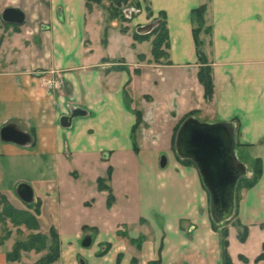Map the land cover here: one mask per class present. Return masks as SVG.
Here are the masks:
<instances>
[{
  "label": "crops",
  "instance_id": "0c3cea01",
  "mask_svg": "<svg viewBox=\"0 0 264 264\" xmlns=\"http://www.w3.org/2000/svg\"><path fill=\"white\" fill-rule=\"evenodd\" d=\"M148 2L153 22L165 12L170 40L167 59L152 64L149 42L106 29L86 0H0L1 16L10 6L26 14L18 31L0 24V130L16 125L31 137L26 145L0 137V194L28 210L17 186H31L32 205L40 207L37 233L54 228L60 236L54 264H221L211 196L195 163L186 164L175 147L187 117L231 124L240 162L247 168L261 161L259 181L241 192L235 212L250 234L264 224V0ZM204 4L210 33L199 35L198 51L191 13ZM200 51L212 71L211 98L199 81ZM56 76L61 89L47 83ZM63 115L75 116L70 127H62ZM161 139L170 148L165 168ZM174 160L179 167L169 170ZM143 162L149 178L137 198L130 171ZM101 179L115 198L111 207ZM140 205L150 214L132 230L135 219L125 215ZM232 232V264H264L255 262L264 241L252 259L233 252L239 234ZM6 247L0 245V264H8Z\"/></svg>",
  "mask_w": 264,
  "mask_h": 264
},
{
  "label": "water",
  "instance_id": "95a60500",
  "mask_svg": "<svg viewBox=\"0 0 264 264\" xmlns=\"http://www.w3.org/2000/svg\"><path fill=\"white\" fill-rule=\"evenodd\" d=\"M4 23L21 26L25 23L26 14L18 7L10 6L2 13ZM159 25L154 20L137 28V33L150 34ZM75 116L63 115L62 127H70ZM175 147L181 159H190L200 171L202 182L210 194V214L219 225L232 218L236 208V189L239 180L247 174L245 164L235 156L236 139L231 124L203 123L195 117L182 122L177 132ZM1 140L26 145L31 140L28 133L19 130L16 125H7L0 130ZM168 160L165 155L160 157V166L165 168ZM17 194L26 204H33L34 190L30 185L21 183L17 186ZM91 238L83 241L85 247L90 246Z\"/></svg>",
  "mask_w": 264,
  "mask_h": 264
},
{
  "label": "rangeland",
  "instance_id": "374dc122",
  "mask_svg": "<svg viewBox=\"0 0 264 264\" xmlns=\"http://www.w3.org/2000/svg\"><path fill=\"white\" fill-rule=\"evenodd\" d=\"M92 7H93V9L91 11L86 7L88 13H93L94 10H97L98 14L100 16H102V18L104 19V22L107 24L106 29H108V30L114 27L123 33L132 32V34L134 36V34L137 33V30H138L137 28L142 27V25H146V24L153 22V19H152L153 15H152V11H151V6L149 5L148 0H102L100 3H93ZM157 20L159 21V25H160V23L163 22L162 17H158ZM0 24L4 25V27H6L7 29H10L11 27H13V29L15 31L19 30L18 25H16L18 27H16V26L7 27L6 26V23H4L1 19V11H0ZM203 27L205 28V29L203 28V32L208 35L210 33V29H208V27L205 25ZM157 35H159V36L163 35L162 26H161V32L160 33L151 35V36H149V38L147 40L143 41V42H149L151 44V46H152L151 53H152V49H153V45H154V40H155ZM139 43H141V42H139ZM162 50L163 51L166 50L165 44L162 46ZM152 56H153V58H151V60L153 59L154 62H158L155 60L153 53H152ZM140 59L144 61L146 59L145 55H143ZM153 60L150 62V64H152ZM161 60H164V59H161ZM198 120L201 122H204L203 121L204 119H202L200 117H198ZM151 148H154V147H151ZM158 148L163 149L164 153L162 155H165L166 153H168L167 151H170L169 150L170 148L168 147V142L165 141V139L160 140ZM175 153H176V151H175ZM235 156L238 158L239 161H241V162L243 161L244 157L242 156V152L240 154V151L238 149L235 150ZM253 163L254 164L252 165V167L249 165L247 166L249 171L247 170V174H245L244 177H242L241 179L246 178L247 180L252 181V179L254 178V176L256 174V171H257L256 169H258L257 162L254 161ZM145 164L146 163H144L143 165L142 164L141 165L136 164V166H133L131 168V171H130L131 178H132L130 185L132 186V191H133L134 196L137 198H138V195L141 194V192L143 190L142 189L143 188V185H142L143 181L142 180H144V178H149V175H148L149 169H148V166H146ZM173 165H175V166H173ZM176 165H178L177 161L174 160L172 163V167L169 170H172L173 168H175ZM177 167H179V165ZM243 190L244 189H239V183H238V186L236 189L237 195L241 196V194H242L241 192ZM236 209H237V206H236ZM30 211L32 213H34V207L30 208ZM147 213L150 214L149 212L145 211L142 208V205L138 206V208H134L133 212L126 213L125 216H128L129 218H131L130 220L135 219L134 220L135 223L131 225L132 230L134 229V230L139 231V229H140V223L138 222L139 216L145 215ZM210 217H211V214H210ZM211 221H212V225H213V219H211ZM262 222H264V217L262 218ZM0 227L2 230L1 236L4 235L5 233H7L9 235L6 239V241L4 242V244L2 245V246H4V245L7 246L6 247L7 249L10 248L9 252H12L14 247L17 244L28 242L31 234H34V233L36 234L38 231V230L37 231L36 230L30 231L24 225L15 226L10 221L9 218L7 220H5L4 222L0 221ZM260 227L259 226L255 227L251 231V234L248 233V236H249L248 241H247V238H246L245 242H241V241H239V239L236 238V245L233 246V248H232L233 252L239 251L241 249L246 253L247 256L254 259L256 257V255L259 253L258 249L260 247V243H262L264 241V224H263V226L261 224ZM213 229H214V227H213ZM224 229H228L229 232H230V230L233 231L232 233H234L235 237L237 236V233L239 235L244 234V228H243V225L240 221V218L237 215V210L234 213V216H232V218L222 222V224L217 225V230H218L219 234ZM86 238L84 237L83 240H85ZM60 246H61V242H60ZM237 246L240 248L237 249L238 248ZM47 254H48V249L41 251V252H37L35 250H32V252L22 251L20 253L19 260L15 261L13 263L11 262V264H35L37 262H40V260L43 259Z\"/></svg>",
  "mask_w": 264,
  "mask_h": 264
},
{
  "label": "trees",
  "instance_id": "16d2710c",
  "mask_svg": "<svg viewBox=\"0 0 264 264\" xmlns=\"http://www.w3.org/2000/svg\"><path fill=\"white\" fill-rule=\"evenodd\" d=\"M102 0H86V7L91 11L93 9L92 4L93 3H100ZM207 10V5H201V7L194 9L191 13L192 15V23H193V33H194V39H196V47L198 49V51L200 50L201 47V43H200V39H199V35L202 33L203 31V26L205 25V13ZM152 11V10H151ZM158 17H162L163 18V22L160 23V25H158L157 27L154 28V31L150 34H138L135 33L133 38L135 41L138 42H143L144 40H147L149 38V36L154 35V34H158L161 32V26L163 28V35L159 36L157 35L155 40H154V45H153V49H152V53L155 57L156 61H160L161 59H167V57L169 56V53L167 52L170 43H169V29L167 28V16L165 14V12H161ZM7 27L10 26H16L13 24H7ZM18 27V26H16ZM165 44L166 50L163 51L162 50V46ZM199 61L201 63H203V66L200 68L199 70V81L202 84V86H204L205 88V92H206V97L207 98H211L213 91H214V86H213V77H212V71H211V67L209 65H207L206 59L204 54L202 53V51H200L199 54ZM137 113V127L139 126V124L142 121V113L140 112H136ZM189 118V117H187ZM187 118H184L182 120V122L184 120H186ZM181 124L177 127L176 129V134L178 132V130L180 129ZM262 142L264 143V139L262 140ZM186 164H192L193 162L189 159L185 160ZM257 164H258V169H256V174L254 176V178L252 179V181L247 180L246 178L244 179H240L239 181V189H245V188H252L253 186H255L257 184V182L259 181L261 175H262V168H261V161L259 159L256 160ZM109 175L111 176V171H109ZM98 187L100 188V190H107L109 191V195H108V207H111L114 204L115 198L112 194V190L110 188V186H107V184L105 183L104 179L99 180V185ZM240 200V195L236 196V201L238 203V201ZM34 207V213H32L30 211V208ZM39 205H32L30 204V206L28 205V210H20V209H16L6 198V196L0 194V221L4 222L5 220H7L8 218L10 219V221L15 225V226H19V225H24L26 226L30 231L31 230H40V225L38 223V216H39ZM263 226V225H262ZM213 227L216 231L217 230V224L213 221ZM244 234H240L239 235V239L242 242L246 241V238L248 236L249 233V228L246 226L244 227ZM9 235L7 233H5L4 235L0 236V245H3L4 242L6 241L7 237ZM220 237H221V253H222V259H221V264H232V259H231V255L229 253V245H230V241H228V237H229V230L228 229H224L222 232H220ZM142 240V238L140 239ZM60 236L57 233V230L52 228L50 229L48 234H41V233H34L31 234L28 242L26 243H20L17 244L12 252L7 253L6 255V260L8 264H11V262H15L17 260H19L20 258V253L22 251H26V252H32V250H35L37 252H41L44 251L46 249H48V254L40 260V262H37L35 264H54L56 263V261L59 259L60 255H61V248H60ZM260 260H264V245H263V253L260 254V256L255 260V262H260ZM245 262H247L246 260H244Z\"/></svg>",
  "mask_w": 264,
  "mask_h": 264
},
{
  "label": "built area",
  "instance_id": "2783aa9c",
  "mask_svg": "<svg viewBox=\"0 0 264 264\" xmlns=\"http://www.w3.org/2000/svg\"><path fill=\"white\" fill-rule=\"evenodd\" d=\"M47 83L54 89H61L64 81L61 79V76H56L52 79H49Z\"/></svg>",
  "mask_w": 264,
  "mask_h": 264
},
{
  "label": "flooded vegetation",
  "instance_id": "af4514ba",
  "mask_svg": "<svg viewBox=\"0 0 264 264\" xmlns=\"http://www.w3.org/2000/svg\"><path fill=\"white\" fill-rule=\"evenodd\" d=\"M240 182V181H239ZM236 195H237V193H236Z\"/></svg>",
  "mask_w": 264,
  "mask_h": 264
}]
</instances>
